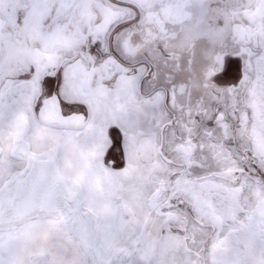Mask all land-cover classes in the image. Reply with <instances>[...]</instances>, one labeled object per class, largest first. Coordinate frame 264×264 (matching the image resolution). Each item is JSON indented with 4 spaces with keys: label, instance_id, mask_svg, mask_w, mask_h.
<instances>
[{
    "label": "snow or ice",
    "instance_id": "obj_1",
    "mask_svg": "<svg viewBox=\"0 0 264 264\" xmlns=\"http://www.w3.org/2000/svg\"><path fill=\"white\" fill-rule=\"evenodd\" d=\"M0 264H264V0H0Z\"/></svg>",
    "mask_w": 264,
    "mask_h": 264
}]
</instances>
